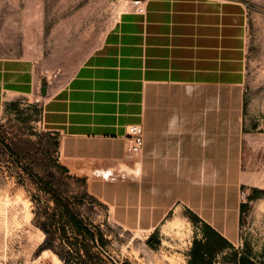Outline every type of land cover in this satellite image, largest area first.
Wrapping results in <instances>:
<instances>
[{
  "label": "crops",
  "instance_id": "crops-1",
  "mask_svg": "<svg viewBox=\"0 0 264 264\" xmlns=\"http://www.w3.org/2000/svg\"><path fill=\"white\" fill-rule=\"evenodd\" d=\"M143 9L128 19L141 45L128 32L133 43L96 47L42 89L55 158L126 230L152 232L183 210L234 246L264 195V91L248 78L242 18L208 0ZM130 125L144 132L134 157Z\"/></svg>",
  "mask_w": 264,
  "mask_h": 264
},
{
  "label": "rangeland",
  "instance_id": "rangeland-1",
  "mask_svg": "<svg viewBox=\"0 0 264 264\" xmlns=\"http://www.w3.org/2000/svg\"><path fill=\"white\" fill-rule=\"evenodd\" d=\"M208 1L231 5L234 21L241 16L248 78L264 91V0ZM137 7L144 0H0V264H63L42 247L39 225H47L60 252L56 228L73 239L71 218L93 236L90 251L106 264H188L203 239V226L183 210L152 232L120 227L57 163L47 136L42 89L70 76L96 47L133 43L128 32L141 45L142 27L128 25ZM263 206L264 195L241 215L238 241L215 252L210 264H264Z\"/></svg>",
  "mask_w": 264,
  "mask_h": 264
},
{
  "label": "trees",
  "instance_id": "trees-1",
  "mask_svg": "<svg viewBox=\"0 0 264 264\" xmlns=\"http://www.w3.org/2000/svg\"><path fill=\"white\" fill-rule=\"evenodd\" d=\"M68 225L72 231V235L74 236L73 239L66 237V232H64L63 228H56L59 236L60 233H62L59 245V248H61L62 251L60 252L54 250L52 245L53 236L47 228V225H39L40 231L45 235L42 247L51 249V251L58 256L63 264H106L99 258L98 255L90 251L91 247L88 245L87 240L89 239V241L93 243V236L89 233V231L85 228H81L80 223L73 218L68 221ZM203 228L205 229L204 237L201 241L193 244L188 264H210L212 256L215 252L232 247L213 230L205 226H203ZM82 251L83 254H80ZM248 264H250V262H248Z\"/></svg>",
  "mask_w": 264,
  "mask_h": 264
},
{
  "label": "built area",
  "instance_id": "built-area-1",
  "mask_svg": "<svg viewBox=\"0 0 264 264\" xmlns=\"http://www.w3.org/2000/svg\"><path fill=\"white\" fill-rule=\"evenodd\" d=\"M144 9L142 7H137L136 12L138 14H143ZM143 128L141 125H130L126 129V140L128 142L126 154L128 157H134L139 155L143 146ZM241 198L244 197V192L240 193Z\"/></svg>",
  "mask_w": 264,
  "mask_h": 264
},
{
  "label": "bare ground",
  "instance_id": "bare-ground-1",
  "mask_svg": "<svg viewBox=\"0 0 264 264\" xmlns=\"http://www.w3.org/2000/svg\"><path fill=\"white\" fill-rule=\"evenodd\" d=\"M243 24H244V23H243ZM243 39H244V37H243ZM242 63H243V62H242ZM261 205H262V203H261V204H259V207L262 209ZM263 208H264V206H263Z\"/></svg>",
  "mask_w": 264,
  "mask_h": 264
},
{
  "label": "water",
  "instance_id": "water-1",
  "mask_svg": "<svg viewBox=\"0 0 264 264\" xmlns=\"http://www.w3.org/2000/svg\"><path fill=\"white\" fill-rule=\"evenodd\" d=\"M44 93H45V90H44Z\"/></svg>",
  "mask_w": 264,
  "mask_h": 264
}]
</instances>
